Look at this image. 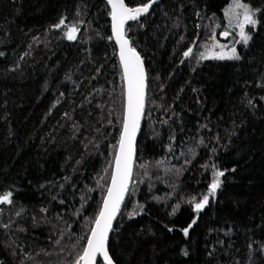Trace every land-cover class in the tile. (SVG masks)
Wrapping results in <instances>:
<instances>
[{
	"label": "trees",
	"instance_id": "1",
	"mask_svg": "<svg viewBox=\"0 0 264 264\" xmlns=\"http://www.w3.org/2000/svg\"><path fill=\"white\" fill-rule=\"evenodd\" d=\"M245 1L259 11L239 59L201 58L230 0H160L127 25L148 99L117 264H264V0ZM110 13L106 0H0V264H73L87 244L125 114ZM216 170L222 188L197 213Z\"/></svg>",
	"mask_w": 264,
	"mask_h": 264
},
{
	"label": "snow or ice",
	"instance_id": "2",
	"mask_svg": "<svg viewBox=\"0 0 264 264\" xmlns=\"http://www.w3.org/2000/svg\"><path fill=\"white\" fill-rule=\"evenodd\" d=\"M156 0H149L148 3L137 7H129L125 0H108L111 5V17L113 33L117 43L120 45V59L123 65L124 77L127 81V102L126 110L123 118V131L119 140V150L115 155V171L112 174L111 186L107 189V196L103 201V206L95 217L94 226L91 228V233L87 237V244L82 252L75 258L73 264H97V256L102 255L104 264H114L112 257L107 250L108 233L112 228V221L119 210L120 204L124 199V193L127 191L128 181L132 174V158H133V140L136 130L139 127L140 117L144 106V89H145V71L143 63L136 49L131 47L129 41L124 36V24L126 21H135L141 14L148 12L152 4ZM236 9L238 11H233ZM250 5L241 3L240 0H234L233 6H230L228 12L243 17L238 23L240 28V38L247 44L250 36L245 33V25H255L257 20L254 18L256 12ZM65 25V20L62 18L59 24L54 27L60 28ZM78 31L76 26L68 28L66 33L67 39H76L75 33ZM230 33L225 31L221 35L227 37ZM215 46V45H213ZM224 45H221L223 48ZM192 53L189 48L184 56L187 57ZM3 55V53H0ZM201 58H205L201 54ZM219 59H224L223 55L218 56ZM229 59H239L236 54V49H231ZM215 167V166H213ZM225 175L224 171L216 170L213 172V179L208 186V193L202 199L195 203L194 210L199 213L210 202V197H215L218 190L222 188L221 177ZM11 192H7L0 196V203H11ZM195 199V198H193ZM130 215H135L132 213ZM196 223L193 219L188 227L182 229L185 236L188 235L189 229ZM7 227V225H4ZM59 243V241H57ZM187 253H185L186 255Z\"/></svg>",
	"mask_w": 264,
	"mask_h": 264
},
{
	"label": "water",
	"instance_id": "3",
	"mask_svg": "<svg viewBox=\"0 0 264 264\" xmlns=\"http://www.w3.org/2000/svg\"><path fill=\"white\" fill-rule=\"evenodd\" d=\"M106 1L108 2V0H106ZM159 1H160V0H156V2H155L154 4L151 5V7L149 8L148 12L141 14V16H139V17L137 18V20H139V19H141L142 17H144V16H146L147 14H149L150 11L152 10V8H153V7H154ZM148 2H149V1H148ZM148 2H147V3H148ZM125 3H126V1H125ZM108 4H109V3H108ZM126 5L129 6V7H137V6H140V5L130 6V5H128L127 3H126ZM141 5H143V4H141ZM109 6H110V8H111V5H110V4H109ZM111 10H112V8H111ZM135 21H136V20H135ZM131 22H133V21H132V20L126 21L125 24H124V28H123V30H124V36H125V38L129 41L130 46L133 47V48H135V47L132 45V42H131L130 38H129L128 35H127V25H128L129 23H131ZM111 28H112V17H111ZM222 32H225V31H222ZM222 32H221V33H222ZM221 33H220V36H221L222 38H224V39L227 38V37L221 35ZM112 35H113L114 41H115L116 46H117V49H118V56H119V60H120L121 67H122V71H123V65H122V62H121V59H120V45H119V44L117 43V41H116V37H115V35H114V33H113V28H112ZM135 49H136V48H135ZM136 51H137V53L139 54V56H140V58H141V61H142V63H143V68H144V71H145V89H144V93H145V95H144V106H143V111H142V114H141V117H140L139 127H138V129L136 130L135 137H134V140H133L132 174H131V176H130V178H129V181H128L127 191L124 193V199H123V201H122L121 204H120L119 210L117 211L116 216H115V218H114L113 221H112V228H111V230H110L109 233H108L107 250H108V253H109V255H110L111 257H112V255H111L110 250H109V240H110V236H111V234H112V231H113V229H114V227H115V225H116V222H117V220H118V218H119V216H120V214H121V212H122V210H123V208H124V206H125V203H126V201H127V199H128V196H129V193H130V190H131V187H132L133 177H134V169H135V162H136V157H137L138 141H139V138H140V134H141V130H142L143 122H144V117H145L146 107H147V99H148V76H147L146 64H145L144 58H143V56L141 55V53H140L137 49H136ZM123 76H124V71H123ZM124 81H125V110H126V102H127V95H126V93H127V81H126L125 77H124ZM122 131H123V128H122ZM118 150H119V146H118ZM117 152H118V151H117ZM114 171H115V162H114V167H113V172H114ZM113 172H112V174H113ZM111 180H112V176H111ZM111 180H110V183H109L108 188L111 186ZM108 188H107V189H108ZM106 196H107V191H106V195H105V197H106ZM105 197H104V199H105ZM103 201H104V200H103ZM102 206H103V203H102ZM102 206H101V208H102ZM93 226H94V225H93ZM100 259L103 261V257H102V255H98V256H97V264H99ZM112 259H113V257H112ZM113 261H114V264H117V263L115 262L114 259H113ZM103 262H104V261H103Z\"/></svg>",
	"mask_w": 264,
	"mask_h": 264
},
{
	"label": "rangeland",
	"instance_id": "4",
	"mask_svg": "<svg viewBox=\"0 0 264 264\" xmlns=\"http://www.w3.org/2000/svg\"><path fill=\"white\" fill-rule=\"evenodd\" d=\"M240 2L250 5L245 0H240ZM233 4L234 0H230L226 8L224 9V25H222L218 31H214L213 40L210 45L206 48V51L204 53L205 57L219 59L217 57L223 55L225 57L224 59H228L227 57L231 55V49L233 47L236 49V54L239 56V47L241 45H247L249 43L251 39V30H249V27L251 25H245V33L250 36V39L248 40L247 44H245L243 41H241L240 28L238 27V23L243 19L242 15L237 17L236 15L230 14L228 12V9L230 8V6H233ZM250 7L252 8L251 5ZM233 11L238 10L233 9ZM222 31H227L230 33L227 38L224 39L220 36V33ZM76 34L77 32L75 33V35ZM221 45H224V47L221 48Z\"/></svg>",
	"mask_w": 264,
	"mask_h": 264
}]
</instances>
